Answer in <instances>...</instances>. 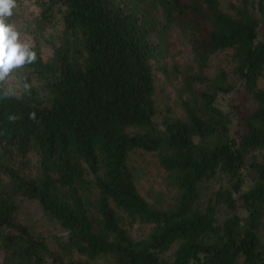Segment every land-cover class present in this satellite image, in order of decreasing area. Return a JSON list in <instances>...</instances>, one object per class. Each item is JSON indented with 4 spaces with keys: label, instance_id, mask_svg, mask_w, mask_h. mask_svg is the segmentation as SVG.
I'll return each mask as SVG.
<instances>
[{
    "label": "trees",
    "instance_id": "obj_1",
    "mask_svg": "<svg viewBox=\"0 0 264 264\" xmlns=\"http://www.w3.org/2000/svg\"><path fill=\"white\" fill-rule=\"evenodd\" d=\"M30 1L37 59L0 98L1 264H264V0ZM172 28L189 61H167ZM135 151L165 190L139 189Z\"/></svg>",
    "mask_w": 264,
    "mask_h": 264
},
{
    "label": "rangeland",
    "instance_id": "obj_2",
    "mask_svg": "<svg viewBox=\"0 0 264 264\" xmlns=\"http://www.w3.org/2000/svg\"><path fill=\"white\" fill-rule=\"evenodd\" d=\"M239 0H221L223 5H227L229 2L238 3ZM30 0H17V7L13 9V16L9 19L10 23H13L20 33V39L22 42H28L31 44L32 35L27 32L25 26L29 18L33 15ZM33 11H36L35 9ZM56 28L54 26H47L41 32V36L38 37V42L40 46V51L42 57L48 58L51 53V47L47 38L54 39L56 41ZM168 41L169 48L171 50V55L167 58V61L171 63L176 61V63H183L190 60L191 52L187 42L184 38L178 33L174 28L170 29L168 32ZM223 61V57L216 56L212 58L211 65H215ZM209 70V68H208ZM22 72L21 69H16L11 74L9 81L6 83L10 88L17 92L20 87V80L18 78V73ZM153 74L156 80V92L155 98L156 101L161 105L160 109H164V104L173 105V102L176 103V97L174 95V87L177 85L176 80L172 81V84H164L162 74L159 70L154 69ZM229 96L227 94L219 96L217 99L225 107L226 102ZM264 152V151H263ZM132 163L136 167L137 177H138V186L139 189L144 192L147 187H154L158 190H165V183L163 179L162 169L158 165L155 155L151 152L145 151H135L132 153ZM26 206V213H22V218L34 225L36 229L41 230L49 241L52 240V234L64 233V230L61 228L49 224L48 221L43 216L40 211L37 203L32 200L23 201ZM147 227H141L138 224L132 226V235L140 236ZM51 243V242H50ZM1 250H0V264H1Z\"/></svg>",
    "mask_w": 264,
    "mask_h": 264
},
{
    "label": "clouds",
    "instance_id": "obj_3",
    "mask_svg": "<svg viewBox=\"0 0 264 264\" xmlns=\"http://www.w3.org/2000/svg\"><path fill=\"white\" fill-rule=\"evenodd\" d=\"M17 7V0H0V98H7L13 94L6 83L14 70L32 64L37 59L33 46L22 42L20 33L9 19L13 16V9ZM24 89L29 90L30 85L24 83ZM15 121L16 116H9ZM29 119L35 120V112L29 113Z\"/></svg>",
    "mask_w": 264,
    "mask_h": 264
}]
</instances>
